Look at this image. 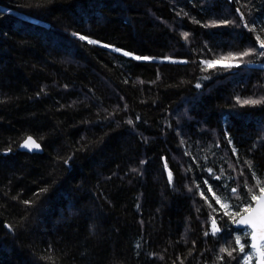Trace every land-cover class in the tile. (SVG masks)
Returning <instances> with one entry per match:
<instances>
[{"label":"trees","instance_id":"trees-1","mask_svg":"<svg viewBox=\"0 0 264 264\" xmlns=\"http://www.w3.org/2000/svg\"><path fill=\"white\" fill-rule=\"evenodd\" d=\"M261 28L264 0H0V264H244L208 187L264 181Z\"/></svg>","mask_w":264,"mask_h":264},{"label":"snow or ice","instance_id":"snow-or-ice-1","mask_svg":"<svg viewBox=\"0 0 264 264\" xmlns=\"http://www.w3.org/2000/svg\"><path fill=\"white\" fill-rule=\"evenodd\" d=\"M241 20H244V17L241 16ZM221 23L227 24L230 23L229 21H222ZM234 23V22H231ZM206 27L209 25H205ZM211 26H216V22L213 21ZM245 28H248L249 31H255V27H250L247 23L244 24ZM261 32H264V28H261ZM182 36L184 39H187L189 36V33L185 32L182 33ZM81 40L87 39L84 36L79 37ZM256 41L258 43V46L260 49H264V39H261L259 35L256 36ZM88 43L95 44L97 41L94 40H88ZM116 51H120L119 49H116ZM257 49L255 47L249 48L241 53H229L228 56L235 60L237 58H243L245 56H248L254 52H256ZM124 55L129 56L131 55L128 52H125ZM258 55L264 56V51L258 52ZM136 60H150L151 57H141L136 56L134 57ZM221 60L225 59V57H220ZM207 68H211L216 64V61H203ZM233 64H227L225 67L231 68ZM206 70V69H205ZM207 79V77H205ZM197 87H200L199 84L196 85ZM238 103L242 105H248V104H258L261 103L259 100H253V99H246V100H237ZM129 123H132L129 121ZM231 143V141H230ZM23 148H27L30 151L33 149H39L40 145L31 137L29 136L24 143L21 145ZM233 154H235V149H233ZM67 163V161H65ZM167 164H165V169H167ZM209 174L212 175L211 169L208 170ZM253 179L256 181L255 185L248 187V194L250 196V199L252 203L244 204L242 207L238 205H230L227 201L229 197H222L220 195H217L216 192L213 190L212 186L209 185L208 192L212 193V199L215 200L216 204L220 206V209L224 210V214L229 216V218L232 220L233 224H235L238 227H243L244 233L243 236L245 238L250 237L251 243L248 245L253 251L251 253H245V244L241 242V235H236L235 237V244L239 248V251L241 253H245L242 257L244 264H250L253 257L256 258V264H264V181H261L257 176L256 173L253 172ZM216 179H219L220 177H215ZM168 180L169 183H172V173L171 171L168 172ZM205 184H208V181H205ZM255 189V190H254ZM258 190V191H257ZM43 191H47V189H42ZM233 194L237 193V189L233 188L232 190ZM202 198H205L206 202H208V198L205 196L203 192H201ZM25 203H29L28 201H25ZM210 208H212L213 212H217L218 209L213 207L211 203L208 205ZM236 207H240V211L236 212L232 209H235ZM239 217V219H237ZM220 229L217 227V221L215 218L212 219V235H216L217 232H219ZM209 233H205V235H208ZM235 248H232L229 250L228 248H221L220 251L222 253H226L229 257H232L233 251H235ZM222 259V258H221Z\"/></svg>","mask_w":264,"mask_h":264},{"label":"water","instance_id":"water-1","mask_svg":"<svg viewBox=\"0 0 264 264\" xmlns=\"http://www.w3.org/2000/svg\"><path fill=\"white\" fill-rule=\"evenodd\" d=\"M29 136H27L25 139H24V141L28 138ZM39 145H40V143L33 137V136H31ZM24 141L22 142V144L24 143ZM21 149H23V150H27V151H30L29 149H27V148H23V147H21ZM42 148H41V145H40V148L39 149H33V150H31V152H37V151H40ZM165 171H166V174H167V177H168V172L170 171L169 170V168L167 167V169H165ZM237 219H239V217H237ZM233 226L235 227V228H237V229H243V227H238V226H236L235 224H233ZM249 239H250V237H249ZM250 243H251V240H250ZM255 264H256V258H255Z\"/></svg>","mask_w":264,"mask_h":264},{"label":"rangeland","instance_id":"rangeland-1","mask_svg":"<svg viewBox=\"0 0 264 264\" xmlns=\"http://www.w3.org/2000/svg\"><path fill=\"white\" fill-rule=\"evenodd\" d=\"M234 211V209H232Z\"/></svg>","mask_w":264,"mask_h":264},{"label":"bare ground","instance_id":"bare-ground-1","mask_svg":"<svg viewBox=\"0 0 264 264\" xmlns=\"http://www.w3.org/2000/svg\"><path fill=\"white\" fill-rule=\"evenodd\" d=\"M22 145V144H21ZM31 152V151H30Z\"/></svg>","mask_w":264,"mask_h":264}]
</instances>
